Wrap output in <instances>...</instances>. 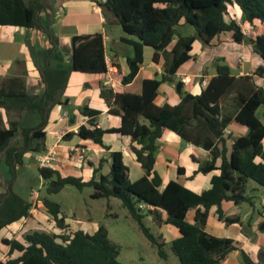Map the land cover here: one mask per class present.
Listing matches in <instances>:
<instances>
[{"label":"trees","instance_id":"1","mask_svg":"<svg viewBox=\"0 0 264 264\" xmlns=\"http://www.w3.org/2000/svg\"><path fill=\"white\" fill-rule=\"evenodd\" d=\"M234 4L242 11V23L253 26L259 20L264 24V0H106L100 3L108 24L120 26L126 36L132 37L123 38L134 49V56L128 59L130 72L122 79L124 85L137 77L143 64L144 47L155 50L156 63L161 55L165 57L161 78L143 81L142 93L114 92L106 88L102 91L110 114L121 118V126L109 132L131 139V151L145 174L132 182L122 152L111 153L108 175L99 178L95 175L89 181L63 177L56 170L39 167L41 178L48 183V195L58 194L71 185L78 190L93 188L92 199H119L164 260L168 259L164 249L167 242L162 235L157 237L151 232L145 224L147 217H152L158 226L169 225L179 231L180 237L171 242V248L181 264H222L232 252L240 250L233 239L208 234L206 226L214 207L218 219L226 226L241 223L239 216L225 215L223 203L253 206V198L246 195L248 183L252 181L264 188V163L256 162L257 158H264V124L258 116V110L264 107V89L254 77H235L229 65L219 64L216 76L200 95L184 93L176 106L155 103L160 86L174 84L178 70L194 60L192 50L196 41L208 46L214 38L227 32L233 34L237 43L248 40L238 22L227 19L229 6ZM41 9L38 0H0V25L39 28ZM188 26L195 29L194 34L182 33ZM248 41L264 61V34ZM105 54L103 34L78 35L72 39L69 68L50 63L43 67V93L32 95L22 77L0 81V108L13 118L8 128L0 125V179L5 169L10 175L7 191L0 194V231L32 217L30 198L13 189L17 168L23 165L27 153L37 155L45 151L48 118L52 107L62 104L71 72L106 74ZM256 74L264 76V66ZM230 101L235 111L229 108ZM80 113L89 118V127L81 126L77 135L107 149L103 141L107 131L96 124L100 112L84 107ZM232 122L247 127L248 134L233 140L228 156L224 133ZM166 130L210 152L211 160L200 167V172L209 174L220 170V174L212 178L209 189L195 193L176 181L163 186L155 165L158 143ZM219 159L222 163L217 167ZM40 201L57 226L66 229L65 218L60 217V205L47 197ZM192 210L195 216L190 223L187 216ZM2 242L10 248L4 264H122L120 248L110 241L104 227L94 234L84 230L56 234L31 229L23 235V242L16 239ZM15 252L20 255L13 258ZM240 252L247 264H262L254 263L245 251Z\"/></svg>","mask_w":264,"mask_h":264},{"label":"crops","instance_id":"2","mask_svg":"<svg viewBox=\"0 0 264 264\" xmlns=\"http://www.w3.org/2000/svg\"><path fill=\"white\" fill-rule=\"evenodd\" d=\"M38 1L42 4V9L39 12V28L0 25V81L7 77H22L30 87L32 95L43 93L45 90L42 79L43 67L50 63L55 67L61 64L69 68L72 60V39L78 35L103 34L105 53L111 57L114 65L111 83L107 87H104L106 74L71 72L62 104L52 107L48 118L45 129V151L37 155L33 153L26 155L33 154L35 160L37 156L51 155L54 157L53 170L58 171L63 177L74 176L89 181L95 175L97 178L101 175H108L112 165L111 153L122 152L124 162L130 170V180L132 182L139 180L145 172L131 151V139L118 133L109 132L121 126V118L110 114V107L103 98L102 91L106 88L112 89L114 92L142 93L143 81L161 78L165 57L161 55L156 63L154 62L155 50L151 47H144L143 64L140 66L137 77L132 83L124 85L122 79L130 72L128 59L134 56V49L132 45L124 42L123 38L132 39V37L126 36L124 31L121 33L116 25L108 24L100 6L102 0ZM227 19L241 20L242 22V11L236 4L229 6ZM244 25L251 30V34L246 37L248 40L264 34V24L259 20L254 21L253 26L246 23ZM112 34L117 35L118 40H114L111 37ZM53 40L58 42L54 43ZM248 40L237 43L233 39V34L227 32L214 38L208 46L196 41L192 50L194 60L178 70L174 84L164 83L160 86L155 100L156 105L176 106L181 102L184 93L200 95L209 81L216 76L219 64L229 65L232 75L235 77H254L256 83L264 89V76L256 74V71L264 66V61L254 51ZM171 48L172 46L168 50ZM49 53L54 56L51 57ZM179 76H187L188 83H182ZM203 81L207 82L206 86H203ZM177 82L182 83L180 91ZM228 104L229 108L235 111V108L231 107V101ZM84 107L100 112L96 124L98 128L107 131L103 137L107 149L94 142L85 141L77 135L81 126L89 127V118L80 113V109ZM65 113H67L66 118L63 117ZM262 115L264 119V110ZM12 119L6 110L0 108V125L2 127L8 128ZM263 119L261 121L264 124ZM226 130L230 134L225 135L224 146L227 155L230 156L233 140L246 136L248 128L237 122H232ZM69 134L72 136L65 140L64 137ZM158 144L155 170L162 178L163 186L171 181H176L195 193H201L209 189L212 178L220 174V170L209 174L201 173L200 167L211 160L210 152L184 142L170 130L164 132ZM219 147L222 148V144H219ZM74 149L83 153V160L79 159L80 153L74 152ZM256 162L264 163V158L259 157ZM221 163L222 160L219 159L217 167H220ZM37 167L39 168V165ZM6 177L10 178L7 169L1 175L0 194L6 192L7 181L4 180ZM260 187L251 181L248 183L247 192L251 188L252 193L260 194ZM32 191L34 189L30 188L27 193L28 198ZM250 197L254 199L258 196ZM253 203V210H255L257 203L254 201ZM222 209L226 216H239L241 223L226 226L218 219L217 208L214 207L209 214L207 233L219 238L233 239L238 243L239 249L245 251L254 263L264 264V213L256 222L250 224L251 220L248 221L250 212L244 213L242 204L224 202ZM189 213L192 215L191 217L188 215L187 220L193 223L195 210ZM150 218L152 219V217ZM164 218H166L165 215ZM31 219L32 223L27 226L32 227L33 225L32 228L41 230L51 229L56 234H69L83 229L90 234L95 233L92 225L73 230L68 228L70 225L68 222H65L67 228L61 229L48 212L44 213L40 209L36 216L23 219L0 231V263L10 256V248L2 242L3 239H16L23 242V235L27 232V227L24 225ZM246 221L247 226H245ZM158 228L160 229L159 235H162L167 243L180 237L179 231L172 226L163 224ZM240 250L232 252L222 264H247ZM19 255L20 253L15 252L12 257L16 258ZM260 259L263 261L261 262Z\"/></svg>","mask_w":264,"mask_h":264},{"label":"rangeland","instance_id":"3","mask_svg":"<svg viewBox=\"0 0 264 264\" xmlns=\"http://www.w3.org/2000/svg\"><path fill=\"white\" fill-rule=\"evenodd\" d=\"M116 28L123 33V29L120 26H116ZM182 33L194 34L195 29L188 26L182 29ZM111 37L114 40H118V36L115 34H112ZM263 110L264 107H261L258 113L261 119H263ZM37 165L38 163L34 159L33 154L26 155L23 158V165L17 168V177L13 183L14 191L28 198L27 193L30 188H33L38 192L39 200L47 197L50 201L59 204L61 208L60 217L65 218V221L70 224L68 228L70 227L73 230L83 229L87 225H92L93 232H97L100 227H104L110 241L120 248L119 260L122 264H181L171 248L170 241L164 246L168 259L160 258L157 248L152 245L140 230L138 223L131 217L129 211L123 206L122 201L116 198L92 199L93 188L85 187L83 190H78L71 185L65 186L58 194L48 195V183L41 178ZM8 179L7 177L4 178L6 181ZM44 183L46 184L44 185ZM260 189V194L252 193L251 188L246 193L249 197L252 195L258 196L253 199L257 203L255 210H253L254 208L250 203H242L244 213L250 212L248 220H251L250 224L256 222L260 215L264 213V188L260 187ZM40 209L44 213L47 212L42 202ZM188 215L191 217L192 214L189 213ZM32 221L31 219L24 225L27 227V231L35 229L32 228L33 225L32 227L27 226ZM145 224L155 236H159L160 229L150 217L145 219ZM245 226H247V221ZM48 231L52 230L48 229Z\"/></svg>","mask_w":264,"mask_h":264},{"label":"built area","instance_id":"4","mask_svg":"<svg viewBox=\"0 0 264 264\" xmlns=\"http://www.w3.org/2000/svg\"><path fill=\"white\" fill-rule=\"evenodd\" d=\"M106 0H102V3H105ZM238 24L242 27L243 33L246 36H249L251 34V30L249 27L245 26L241 21H237ZM105 60H106V64H107V73H106V80L104 82V87H107L110 83H111V73L113 71V63H112V59L109 55L105 54ZM179 79L182 83L187 84L188 83V77L187 76H179ZM207 82L203 81V86H206ZM64 118L67 117V113H65L63 115ZM225 135H229L230 132L228 130H225ZM74 152H79L78 149H74ZM79 159L83 160L84 156L83 153H81V151L79 152ZM36 161L39 165L40 168H49V169H53V161H54V157H52L51 155H44V156H37L36 157ZM31 202H32V208L30 210V213L32 214V216H36L38 214L39 208H40V204L41 201L39 200V195L37 191H32L31 192ZM0 264H4L3 262H1Z\"/></svg>","mask_w":264,"mask_h":264},{"label":"water","instance_id":"5","mask_svg":"<svg viewBox=\"0 0 264 264\" xmlns=\"http://www.w3.org/2000/svg\"><path fill=\"white\" fill-rule=\"evenodd\" d=\"M177 86H178V89H179V91H180V89H181V87H182V83L177 82ZM260 261L262 262L263 260L260 259Z\"/></svg>","mask_w":264,"mask_h":264}]
</instances>
